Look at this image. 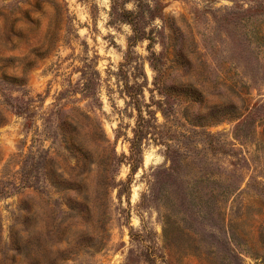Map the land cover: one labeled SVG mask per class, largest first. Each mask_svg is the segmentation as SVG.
Returning a JSON list of instances; mask_svg holds the SVG:
<instances>
[{
  "label": "rangeland",
  "instance_id": "rangeland-1",
  "mask_svg": "<svg viewBox=\"0 0 264 264\" xmlns=\"http://www.w3.org/2000/svg\"><path fill=\"white\" fill-rule=\"evenodd\" d=\"M23 1L0 0L20 19L13 48L0 44V263L14 256L20 207L34 200L41 214L42 199L59 198L51 183L81 170L83 155L74 148L72 170L63 141L80 125L71 134L92 170L77 182L93 195L108 158L109 178L131 174V193L110 188L103 248L74 253L93 235L78 226L59 247L69 248L64 264H264V0ZM136 82L150 133L132 171ZM25 158L36 189L21 183Z\"/></svg>",
  "mask_w": 264,
  "mask_h": 264
},
{
  "label": "trees",
  "instance_id": "trees-1",
  "mask_svg": "<svg viewBox=\"0 0 264 264\" xmlns=\"http://www.w3.org/2000/svg\"><path fill=\"white\" fill-rule=\"evenodd\" d=\"M23 2L28 3V0ZM16 9L21 10V7L16 4ZM30 10H28L29 13ZM13 13L6 11L5 6H0V19L4 22V34L1 37L0 33V44L4 47H9L14 38H18V33L15 31V25L20 20L19 18L12 17ZM137 34L135 30V35ZM136 38V36H135ZM133 38V39H135ZM3 40V41H2ZM13 48L11 44L10 48ZM44 51L41 54H45ZM39 56V54H37ZM152 59L157 62L159 56L153 53ZM35 62V58L28 61L23 66V72L31 67ZM152 63V66L156 72L154 85L157 88H161L159 79L163 74L162 67H159L158 63ZM2 80L6 82H18L21 78H10L3 72ZM143 85H139L137 82L134 85H127V94L133 99L136 108L138 110V119L136 125L133 129V137L131 138V150L130 155L127 158L129 164L132 167V171L138 168L142 163L143 159V139L145 135H148L149 129H147L148 121L143 115L142 105L140 101V96L143 94ZM1 88V86H0ZM162 89V88H161ZM0 92L8 100V96ZM15 99V98H13ZM19 100V98H16ZM162 104V102L160 103ZM149 106V105H146ZM258 103L254 106L253 110L237 125V129L244 124L250 123L256 116V111L258 110ZM16 110V113L20 114L21 111ZM150 112V111H148ZM1 115V112H0ZM31 115L28 114L27 118ZM86 123V122H85ZM84 127L87 126L89 130L90 124L86 123ZM80 124V123H79ZM80 125L72 126L69 130V135H63V141L65 143V148L70 152V155H74V148L83 155V166L80 171L76 174L69 173V179L65 180V187H60L57 183H51L53 188L52 192L59 195L58 200L51 202L49 199H42L38 203L42 213L39 214L38 210H35V201L29 200L20 207L21 215H19V221H17L11 228V238L12 243L15 245V253L10 264L16 263V258L22 259V264H64L69 259V248L59 249L60 245L64 242L70 244V234L78 226L85 225L92 230L93 235L89 237H84L77 241V245H74V249L78 248L74 253H83L84 255H92L103 248L104 246V235L106 232V200L107 195H109V190L111 187L120 186L119 190L120 198L122 194L129 197L131 193L132 178L131 174L126 181H117L116 175L109 178L107 172L108 167L110 168L109 159L104 158L101 164L104 166L100 171V176L98 183L96 184L93 195L86 192L79 182H77L79 177L83 176L82 182L85 181L86 174L90 173L91 157L85 155L80 147L75 145V137L71 133H76ZM64 132V131H63ZM90 132V131H89ZM66 134V133H64ZM92 140L94 141L97 148L102 147L103 141L101 137H96L94 133H89ZM69 144V145H68ZM77 162L76 165L71 167L72 170H76L79 166L80 160L76 155H74ZM27 158L23 161L21 169V183L23 187H33L36 189L35 185L31 182L34 178L33 171L27 167ZM123 162L121 158L114 153L113 164L114 166L120 165ZM98 162V165H101ZM86 173V174H85ZM85 174V175H84ZM44 192V191H43ZM47 192V190H45ZM50 193V192H49ZM54 206H58L60 209V215H57V211ZM39 209V210H40ZM43 214V216H42ZM58 249V250H55ZM56 251V252H55ZM68 251V252H67ZM76 253V254H77ZM80 255V254H79ZM0 264H6L7 258H3ZM149 263H153V259L148 258Z\"/></svg>",
  "mask_w": 264,
  "mask_h": 264
}]
</instances>
